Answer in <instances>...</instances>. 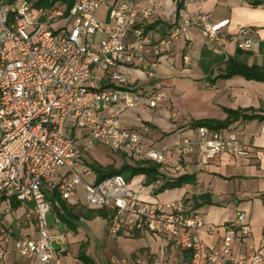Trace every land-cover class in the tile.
I'll return each instance as SVG.
<instances>
[{
    "label": "built area",
    "instance_id": "2783aa9c",
    "mask_svg": "<svg viewBox=\"0 0 264 264\" xmlns=\"http://www.w3.org/2000/svg\"><path fill=\"white\" fill-rule=\"evenodd\" d=\"M38 1L0 0V196L7 210L12 198L31 203L28 218L34 226L32 236L15 240V251L29 264H66L61 256L66 237L54 233L50 224L62 204L47 191V183L64 167L56 186L60 198L72 203L77 187L84 184L86 204L109 210L106 231L111 238L147 231L190 252L189 264H264V254L249 242L246 253L234 252L236 237L248 240L251 234L245 213L238 215V228L225 225L222 242L210 247L201 236L203 216L187 210L184 202L144 201L121 174L100 183L83 178L88 168L82 157L98 144L161 169L184 162L196 151L204 163L225 154L253 153L242 141L239 123L220 130L199 127L172 148H145L143 134L121 125L127 110L143 100L157 107L165 97L161 89H131L122 67L140 66L154 79L162 57L172 54L192 27L220 42L229 20L214 22L201 9L194 15L187 9L192 0H185L169 34L154 40L138 22L150 18L153 7L139 0H76L68 10L38 7ZM104 6L108 12L102 22L97 14ZM61 20L64 24L54 29L50 22ZM253 33L250 26L239 27L235 36L240 49L252 47ZM189 59L184 57L187 63ZM103 78L110 86L102 84ZM7 253L6 248L0 250V260Z\"/></svg>",
    "mask_w": 264,
    "mask_h": 264
},
{
    "label": "crops",
    "instance_id": "0c3cea01",
    "mask_svg": "<svg viewBox=\"0 0 264 264\" xmlns=\"http://www.w3.org/2000/svg\"><path fill=\"white\" fill-rule=\"evenodd\" d=\"M139 1L144 7H153V15L148 19L141 18L139 25L145 27L159 20L161 23L148 33L154 40L167 36L177 20L176 1ZM256 1L259 4H253ZM67 5L66 1L58 0L53 6L68 10ZM187 9L194 15L201 9L214 22L229 20L221 41L206 38L201 29L194 26L188 31V38H181L176 43L172 54L162 57L154 79H149L140 66L122 67L130 77L131 89H161L165 93L157 107L151 108L143 100L121 116L122 127L136 129L143 134L145 148H172L181 136H194L198 128L191 126L193 122L198 119L224 121L230 109L253 108L255 112L264 114V82L247 80L239 75L217 79L231 59L248 65H264V0H192ZM107 12V6L100 8L98 19L102 22L107 20ZM241 26L254 29L250 49H240L237 45L235 34ZM186 55L190 57L188 63L184 60ZM102 84L110 86L106 78L102 79ZM235 123L241 124L242 141L253 148L251 155L236 157L225 154L204 163L196 151L184 162L158 171L167 178L186 175L194 178L195 182L160 193L156 192L160 184H146L144 174L128 182L144 201H182L187 210L200 213L205 221L201 236L210 247H217L222 242L225 225L238 228V215L245 213L251 234L248 240L236 237L234 252L246 253L249 242L264 254V121L239 119ZM101 146H94L89 153L92 154L91 150L96 148L97 155L93 157L102 166L116 163L113 167L120 168L124 163L136 162L125 152L106 146L102 150ZM82 159L83 167L88 168L83 173L84 180L96 183L97 174L89 165L93 162L87 161L86 153ZM53 179L55 183H52ZM49 182L48 195L62 204L56 215L50 217V224L54 233L62 232L66 237L67 247L61 252L66 264H84L80 260L81 253L96 264H189L190 252L181 250L166 236L143 231L132 237L111 238L106 231L110 212L86 204L84 184L77 187L75 200L71 203L60 198L56 175ZM0 201L6 206L2 212L9 213L7 219L0 216V250L6 248L8 252L0 264H29L15 251L14 242L34 234L32 219L28 218L30 204L17 201L18 206H13L11 201L7 210L5 197L0 196ZM54 247L59 248L57 243Z\"/></svg>",
    "mask_w": 264,
    "mask_h": 264
},
{
    "label": "trees",
    "instance_id": "16d2710c",
    "mask_svg": "<svg viewBox=\"0 0 264 264\" xmlns=\"http://www.w3.org/2000/svg\"><path fill=\"white\" fill-rule=\"evenodd\" d=\"M58 0H39L36 5L38 7H52ZM67 2V7L70 9L74 4L75 0H63ZM177 4V10L181 9L184 6L185 0H174ZM253 4H259V2H253ZM161 22L159 20L154 21L152 24L145 26V31L149 32L153 30L154 26L159 25ZM172 26L170 27L171 30ZM170 32V31H169ZM169 34V33H168ZM236 75L243 76L247 80H256L264 82V65H248L245 63L236 62L234 60H229L226 64L225 70L217 77L218 78H232ZM216 79V80H217ZM214 81V80H212ZM228 118L224 121L215 120V119H203L195 121L191 124L193 128H199L202 126L209 127L214 130H220L229 128L233 123L239 119L243 120H254L264 121V114H260L254 111L253 108H245L238 110H227ZM90 167L97 174L96 182L100 183L107 177H110L115 174H121L127 177L128 180H131L137 175L144 174L146 176V184L151 185L155 184L157 180H161V184L157 187L156 192L160 193L166 189H173L182 187V185L195 182L194 178L183 175L178 178H167L163 176L159 171V166L154 163H141L135 162L134 164L124 163L120 168H115L113 166H102L101 164L89 163ZM13 206H18L17 200L15 198L11 199ZM61 204V203H60ZM80 260L84 264H96L93 259L84 253L80 254Z\"/></svg>",
    "mask_w": 264,
    "mask_h": 264
},
{
    "label": "rangeland",
    "instance_id": "374dc122",
    "mask_svg": "<svg viewBox=\"0 0 264 264\" xmlns=\"http://www.w3.org/2000/svg\"><path fill=\"white\" fill-rule=\"evenodd\" d=\"M50 23H52V26H53V28L54 29H58V28H60L61 26H62V24H63V22L62 21H60V22H50ZM100 146V145H99ZM99 146H97V147H99ZM100 148H102V150H104V148H106V147H103V146H101ZM96 149V148H95ZM95 149H92L91 150V153L92 154H90L89 153V151H87V152H85L86 154H87V156H88V160L87 161H89V162H93V163H96V164H99V160H96V159H94V157L93 156H95V155H97V153L95 152ZM108 149V148H107ZM111 151V150H110ZM114 165H116V163H114L112 166H114ZM65 172V168L64 167H60V168H58V171H57V173L55 174L56 175V178H59V174L60 173H64ZM126 177V176H125ZM127 178V177H126ZM128 180V179H127ZM56 182V180H54L53 179V181H52V183H55ZM50 184V182H48L47 183V186H50L49 185ZM30 205H32L31 203H30ZM5 208H6V206H5V203H3V201H0V216L1 217H4V216H8L9 215V213H3L4 211H5ZM3 211V212H2ZM11 214V213H10ZM7 216L5 217V219H7ZM51 217V216H50ZM4 219V220H5ZM26 229V228H25ZM27 230V229H26ZM27 231H30V229L29 230H27Z\"/></svg>",
    "mask_w": 264,
    "mask_h": 264
}]
</instances>
